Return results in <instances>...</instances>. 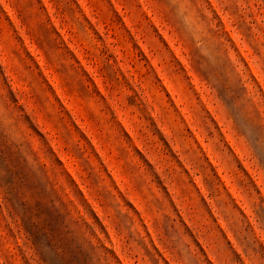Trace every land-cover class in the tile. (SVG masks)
<instances>
[{"label": "rangeland", "instance_id": "374dc122", "mask_svg": "<svg viewBox=\"0 0 264 264\" xmlns=\"http://www.w3.org/2000/svg\"><path fill=\"white\" fill-rule=\"evenodd\" d=\"M0 264H264V0H0Z\"/></svg>", "mask_w": 264, "mask_h": 264}]
</instances>
